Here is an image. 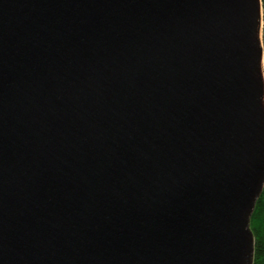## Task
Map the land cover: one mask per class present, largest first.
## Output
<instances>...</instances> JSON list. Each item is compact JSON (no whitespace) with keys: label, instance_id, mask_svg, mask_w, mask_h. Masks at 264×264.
<instances>
[{"label":"water","instance_id":"1","mask_svg":"<svg viewBox=\"0 0 264 264\" xmlns=\"http://www.w3.org/2000/svg\"><path fill=\"white\" fill-rule=\"evenodd\" d=\"M262 0H0V264H253Z\"/></svg>","mask_w":264,"mask_h":264},{"label":"trees","instance_id":"2","mask_svg":"<svg viewBox=\"0 0 264 264\" xmlns=\"http://www.w3.org/2000/svg\"><path fill=\"white\" fill-rule=\"evenodd\" d=\"M263 6V45H264V0ZM251 230L254 234V259L253 264H264V190L257 202L251 219Z\"/></svg>","mask_w":264,"mask_h":264}]
</instances>
